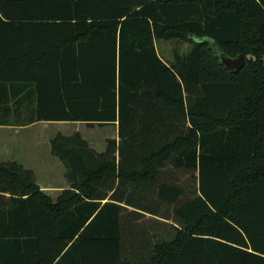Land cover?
<instances>
[{
  "label": "trees",
  "instance_id": "trees-1",
  "mask_svg": "<svg viewBox=\"0 0 264 264\" xmlns=\"http://www.w3.org/2000/svg\"><path fill=\"white\" fill-rule=\"evenodd\" d=\"M0 85L118 137L54 135L55 200L0 162V264H264V0H0Z\"/></svg>",
  "mask_w": 264,
  "mask_h": 264
},
{
  "label": "crops",
  "instance_id": "crops-1",
  "mask_svg": "<svg viewBox=\"0 0 264 264\" xmlns=\"http://www.w3.org/2000/svg\"><path fill=\"white\" fill-rule=\"evenodd\" d=\"M16 86L18 87L6 91L2 90V86L0 85V162L15 161L21 164L25 169H30L34 174L35 182L38 185L39 189L49 198L55 200L63 189H67L70 187V182L67 178L66 168L64 164L60 161L64 166V171H61L62 180H60L58 184H53L51 182L46 181L40 182L37 180L36 175L47 174L51 171L53 172L54 167H57L58 163L48 159H42L43 157L41 156L37 157L34 154L26 153L23 149L20 148V146H18L17 144H13L14 142L16 143V141H19L24 144L27 143L25 135L22 137L17 136V134L20 133L22 130H33V128L40 123L50 124L54 121H34V97L31 88L25 87L23 85ZM3 97L6 101L5 104H7L5 113H3ZM10 119H12V121ZM111 125L116 127V125L114 124ZM57 133L61 132L58 131ZM52 137L48 139V142H50V139ZM30 140L32 141L33 139ZM90 147L93 148L97 153H101L104 151L96 150L92 146ZM49 151L48 152L50 154V148ZM104 201H106V199L102 200V202Z\"/></svg>",
  "mask_w": 264,
  "mask_h": 264
},
{
  "label": "rangeland",
  "instance_id": "rangeland-1",
  "mask_svg": "<svg viewBox=\"0 0 264 264\" xmlns=\"http://www.w3.org/2000/svg\"><path fill=\"white\" fill-rule=\"evenodd\" d=\"M200 41L199 39H195ZM214 44V42H213ZM154 45L156 47L157 53L167 62L172 61L173 54L178 52L180 54L187 53L192 43L180 39L178 37L155 39ZM58 131L63 134H71L77 131L81 137L87 142L89 146L94 147L96 150L105 149V141L107 138L118 139L116 135V127L108 124L104 126L94 125L92 127L87 126L81 121H54L50 124L40 123L36 125L33 130H22L17 134L18 137L25 135L27 143H21L19 141L14 142L23 149L26 153L34 154L37 157H43L42 159L51 160L58 163L57 167H54V171L47 174H37V180L40 182H51L53 184H58L61 179V171H64V166L60 160L49 154L50 144L48 139L55 135ZM28 135V136H26ZM30 139H33L32 141ZM49 151V152H48ZM48 152V154H47ZM62 167V168H61Z\"/></svg>",
  "mask_w": 264,
  "mask_h": 264
},
{
  "label": "water",
  "instance_id": "water-1",
  "mask_svg": "<svg viewBox=\"0 0 264 264\" xmlns=\"http://www.w3.org/2000/svg\"><path fill=\"white\" fill-rule=\"evenodd\" d=\"M215 55L218 57L219 62L228 70L232 72H237L244 65V56L243 54H238L234 57L226 55L221 51L216 44H213L212 40H209Z\"/></svg>",
  "mask_w": 264,
  "mask_h": 264
}]
</instances>
